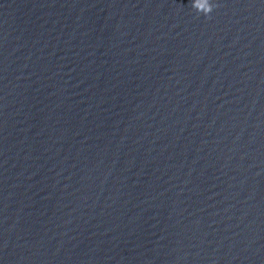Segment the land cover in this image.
<instances>
[{"label":"clouds","instance_id":"clouds-1","mask_svg":"<svg viewBox=\"0 0 264 264\" xmlns=\"http://www.w3.org/2000/svg\"><path fill=\"white\" fill-rule=\"evenodd\" d=\"M192 7H195L198 13H203L205 16H208L216 5L212 4L210 0H197Z\"/></svg>","mask_w":264,"mask_h":264}]
</instances>
